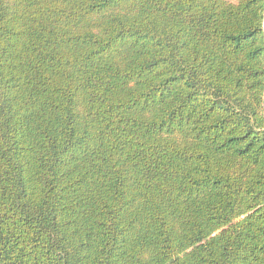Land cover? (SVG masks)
Masks as SVG:
<instances>
[{
	"label": "trees",
	"instance_id": "obj_1",
	"mask_svg": "<svg viewBox=\"0 0 264 264\" xmlns=\"http://www.w3.org/2000/svg\"><path fill=\"white\" fill-rule=\"evenodd\" d=\"M264 0H0V264H264Z\"/></svg>",
	"mask_w": 264,
	"mask_h": 264
},
{
	"label": "built area",
	"instance_id": "obj_2",
	"mask_svg": "<svg viewBox=\"0 0 264 264\" xmlns=\"http://www.w3.org/2000/svg\"><path fill=\"white\" fill-rule=\"evenodd\" d=\"M264 96V95H263ZM263 113H264V102H263Z\"/></svg>",
	"mask_w": 264,
	"mask_h": 264
},
{
	"label": "water",
	"instance_id": "obj_3",
	"mask_svg": "<svg viewBox=\"0 0 264 264\" xmlns=\"http://www.w3.org/2000/svg\"><path fill=\"white\" fill-rule=\"evenodd\" d=\"M263 29H264V24H263ZM263 34H264V30H263Z\"/></svg>",
	"mask_w": 264,
	"mask_h": 264
},
{
	"label": "crops",
	"instance_id": "obj_4",
	"mask_svg": "<svg viewBox=\"0 0 264 264\" xmlns=\"http://www.w3.org/2000/svg\"><path fill=\"white\" fill-rule=\"evenodd\" d=\"M264 30V29H263Z\"/></svg>",
	"mask_w": 264,
	"mask_h": 264
}]
</instances>
